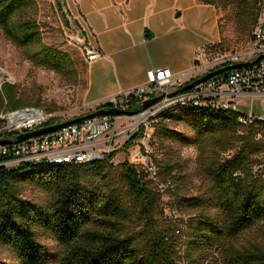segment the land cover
Segmentation results:
<instances>
[{"label":"trees","instance_id":"trees-1","mask_svg":"<svg viewBox=\"0 0 264 264\" xmlns=\"http://www.w3.org/2000/svg\"><path fill=\"white\" fill-rule=\"evenodd\" d=\"M199 1L219 6L227 21L233 22L239 39H251L260 13L259 0ZM37 4V0H0V28L36 66L54 70L76 84L79 73L70 55L43 39L35 17ZM221 24L222 16L221 41L208 45V51L220 50L227 41ZM20 107L15 84L4 82L0 112ZM180 110L179 115L164 112L155 118L152 144L166 155L156 160L166 180L177 176L173 175L178 162L174 145H193L198 150L205 187L198 194L175 192L173 203L180 211H192L187 252L202 258L220 252L222 264H264V242L244 246L237 242L242 233L264 224V178L253 173V165L261 162L264 152V141L256 139L261 124H243L239 112L207 105L186 104ZM177 121L192 133L171 126ZM3 123L0 118V126ZM143 134L144 128H140L127 147ZM112 171L126 184L144 222L146 251L136 236L121 235L134 208L110 186ZM149 184L146 173L127 160L117 165L103 159L73 165L0 167V243L12 252L17 264L52 260L58 264H176L167 233L157 227L161 195ZM26 186L40 190L45 198L24 197ZM42 236L52 237L60 249L51 252L40 240ZM0 264L12 263L0 260Z\"/></svg>","mask_w":264,"mask_h":264},{"label":"built area","instance_id":"built-area-1","mask_svg":"<svg viewBox=\"0 0 264 264\" xmlns=\"http://www.w3.org/2000/svg\"><path fill=\"white\" fill-rule=\"evenodd\" d=\"M259 2L260 13L253 27L248 48L218 53L214 63L207 64L202 58L206 56L208 48L201 47L203 55L197 57L194 67L179 74L174 73L169 67L149 69L146 82L132 90L120 91L99 104L106 109L131 110L132 113L99 114L55 131L22 141L0 144V167L13 168L24 163L73 165L103 159L114 163L116 160L112 154L118 149L131 147L133 144L127 147V142L140 128H144L145 133L150 121L165 111L179 115L180 106L186 104L237 111L240 113L241 123L261 124L262 132L256 139L264 141V115L255 113L252 108L249 112L239 108L242 101L252 102L256 98L264 97V58L214 75L189 90L168 95L214 69L232 63L251 62L264 54V0ZM72 41L78 45L87 64L104 55L99 48L93 47L81 36L74 37ZM198 61H201V64H198ZM162 93L167 94L147 108L138 110L144 100ZM72 117L75 115L72 116L68 112L51 113L37 106L3 111L0 112V118L4 120L0 126V139H12L21 133L63 122ZM141 150L139 147L135 153L137 159L145 157ZM143 163L140 171L154 175L157 179L159 177L157 166L146 165V161ZM253 173L264 178V161L253 165ZM171 183L170 180L167 184ZM178 212L177 208L174 209L171 216L179 217ZM177 232H181V229L178 228Z\"/></svg>","mask_w":264,"mask_h":264},{"label":"rangeland","instance_id":"rangeland-1","mask_svg":"<svg viewBox=\"0 0 264 264\" xmlns=\"http://www.w3.org/2000/svg\"><path fill=\"white\" fill-rule=\"evenodd\" d=\"M37 11L35 17L38 19L42 36L44 41L58 49H61L68 53L74 61L73 67L77 69L78 73L83 72L86 69L87 80L89 82V76L92 72L93 90L97 87L96 77L98 72H101L105 80L104 87L107 89H118L117 77L111 66L106 63H95L88 65L85 58L79 49L78 45L72 41L74 37H78L77 28L74 26V22L70 20L69 11L63 0H37ZM225 11L222 10V29L223 35L227 41L224 42L220 50L211 49L207 50L206 56L202 59L207 64H212L215 61V56L218 53L230 52V51H242L248 48L250 39H239L240 35L234 30L233 22H228L224 16ZM231 42L228 43V40ZM205 47V46H204ZM195 47H191V53ZM200 47L196 49L194 55L202 56ZM227 49V50H226ZM201 64V61H198ZM87 67V68H86ZM10 82L15 84L17 89V101L21 107L24 106H37L44 108L47 112L61 113L68 112L71 115L75 114L79 109V103L76 97L75 83L64 75L55 72L54 70L42 68L36 66L30 61L24 52V49L17 47L10 40H8L0 28V86L4 82ZM89 83L87 84V86ZM82 95L81 103L87 106L89 99H84ZM85 103V104H84ZM239 108L244 112H249L250 108L257 113L264 115V97L256 98L252 102L242 101ZM12 111V110H11ZM171 113L170 111H165ZM153 121H150L148 128L142 137L137 139L135 143L124 149H118L116 151L115 162L111 163L117 165L124 160L137 166L138 170L146 161V165L155 164L158 168L157 179L154 175H148L146 178L150 180V186L153 190L157 191L161 195V201L157 207L156 218L157 227L163 233H167L169 240L171 241L173 251L175 252L176 264H222V256L220 252H211V255L207 258H202L197 255H191L188 251V245L190 241L189 236V219L192 215V211H180L179 217H172L171 214L176 207L173 206L175 192H182L184 194H198L205 187V181L199 172V159L198 150L193 145H174L178 161L176 169L173 175H177L176 178L169 177L166 180V176L162 174L161 168L156 160H161L165 157L163 150L158 145H153L154 142V130ZM171 126L185 130L188 133L192 131L181 121L171 122ZM262 132V129L259 133ZM256 134V137L259 135ZM131 139V138H130ZM142 148L141 152L145 155L142 159H137L135 153ZM234 151V148L230 149L226 154L229 155ZM261 161H264V152L260 154ZM147 168V166H146ZM112 183L110 186L117 190L120 196L126 201L127 205L131 208V214L128 220H126L124 231L122 236H136L140 248L146 251V229L143 228L144 222L139 217L136 207H134V199L130 195L125 183L121 182L119 173L112 171ZM177 177H180L177 179ZM173 181L170 185L168 181ZM23 196L35 201H41L45 198L43 192L38 189L26 186L23 190ZM129 211V212H130ZM178 212V213H179ZM186 212V213H185ZM180 228L181 232H177ZM40 240L48 247L51 252L60 249V244L49 236H42ZM255 241L264 242V224L260 223L255 227L245 231L239 237L238 244L250 245ZM0 260L17 264L12 252L2 243H0ZM47 264H58L55 260L50 261Z\"/></svg>","mask_w":264,"mask_h":264},{"label":"crops","instance_id":"crops-1","mask_svg":"<svg viewBox=\"0 0 264 264\" xmlns=\"http://www.w3.org/2000/svg\"><path fill=\"white\" fill-rule=\"evenodd\" d=\"M78 36L99 48L117 77V89L104 87L101 72L93 90L92 72H79L75 84L79 109L72 116L97 108L100 102L132 90L147 80L149 69L169 67L176 74L194 67L197 48L221 41L222 9L199 0H63ZM195 47L191 53V47ZM87 68V67H86ZM89 85L87 86V84ZM89 101L81 103V97ZM85 104V103H84Z\"/></svg>","mask_w":264,"mask_h":264},{"label":"water","instance_id":"water-1","mask_svg":"<svg viewBox=\"0 0 264 264\" xmlns=\"http://www.w3.org/2000/svg\"><path fill=\"white\" fill-rule=\"evenodd\" d=\"M263 58H264V54H261L255 60H253L251 62H238V63H232V64L224 65L222 67L214 69V70H212V71H210V72H208V73H206V74H204V75L192 80L190 83L184 85L183 87L168 93V95L172 96V95L177 94L178 92L189 90L193 86H195V85H197V84H199V83L211 78L214 75L223 73L225 71H228V70H231V69H234V68H237V67H241L243 65H247V64L259 61V60H261ZM166 94L167 93H162V94H160L158 96H155V97H152L150 99L144 100L142 105L140 106V108L138 110L147 108L148 106H150V105L154 104L155 102L159 101L160 99H162ZM125 112L132 113L133 111H131V110L126 111V110H122V109H106L104 107H99V108H96V109H94V110H92V111H90L88 113L80 114L78 116H75V117H72L70 119H67V120H65L63 122H59V123H56V124L40 127L38 129H35V130H32V131L21 133V134L17 135L16 137L12 138V139H0V144L8 143V142L22 141V140H24L26 138H29V137H32V136H36V135H39V134H42V133H46V132L55 131V130H58V129L62 128V127H65V126H67L69 124H72V123L81 121V120H83L85 118L93 117V116H96V115H99V114H105V113L121 114V113H125Z\"/></svg>","mask_w":264,"mask_h":264},{"label":"bare ground","instance_id":"bare-ground-1","mask_svg":"<svg viewBox=\"0 0 264 264\" xmlns=\"http://www.w3.org/2000/svg\"><path fill=\"white\" fill-rule=\"evenodd\" d=\"M65 165H67V164H65Z\"/></svg>","mask_w":264,"mask_h":264}]
</instances>
